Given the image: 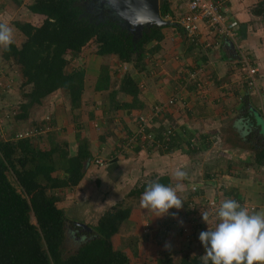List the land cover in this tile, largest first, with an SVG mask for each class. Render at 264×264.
<instances>
[{
  "label": "crops",
  "instance_id": "0c3cea01",
  "mask_svg": "<svg viewBox=\"0 0 264 264\" xmlns=\"http://www.w3.org/2000/svg\"><path fill=\"white\" fill-rule=\"evenodd\" d=\"M219 2L226 15V24L230 21L238 24L233 30V37L222 35L218 40L217 28L211 29L202 19H197V38L204 49L203 53L207 54L206 60L205 57L202 60L207 68L210 67L208 72L211 76L208 72L199 75L202 69L198 63L201 60L195 58L199 49L193 53L187 51V34L173 20L174 23L163 29V52L153 56L155 59L147 57L146 74L138 71L132 74L139 82L140 106L132 110L120 109L116 113L106 110L104 113L102 101L110 96L113 88H118V84H111L103 92L95 91L94 87L92 97L98 96L95 98L96 109L83 116V134L72 131L74 124L68 118L58 117L63 113L60 108L56 110L58 120L52 118L58 126L54 128L56 140L61 145L66 144L63 146L68 147L69 156L76 155L82 136L90 139L93 155L85 165L84 177L76 186L55 190L59 196L58 208L71 220L82 226L83 223L88 224L89 228L96 226L107 212L130 208V217L123 222L112 241L116 249L131 252L132 257L143 261V264L146 261L141 259L143 252L147 253L146 258L150 262L160 258L159 253L168 252L172 247L203 255L204 247L198 239L199 233L215 228L216 211L225 200H236L250 214L264 213V164L255 161L254 144L244 145L241 140L248 132L242 131L243 123L239 118L241 108L247 104L257 108L264 118V34L257 26V18L263 22L261 16L264 13L256 12L264 0ZM168 3L173 14L178 15L187 0H168ZM206 33H212V36ZM96 55H92L95 60L98 59ZM240 55L244 59L249 56V63L259 70L255 78L256 88L251 87L245 81V76L240 75L243 65L238 59ZM182 58L186 62L184 69L180 67ZM206 61L210 64H205ZM97 62L100 63L99 60ZM220 62L224 63L225 68L217 67L223 65ZM118 64L120 68L123 67L124 71L120 72L123 76L130 72L126 71L128 64ZM204 69L206 71V67ZM88 70L93 73L97 70L98 74L106 72L111 76L117 73L111 72L109 66L100 69V65L98 68L94 64H89ZM192 73H196L198 81L191 77ZM217 79L219 85L215 84ZM235 88L238 90L235 91ZM61 94L66 96L61 89L53 92L45 106ZM245 96L248 97L246 104L243 103ZM123 99L129 102L132 97L124 96ZM171 100L178 102L173 105ZM151 107L166 116L163 122L168 121L167 124L158 122L159 114L149 120L152 115L148 112L153 113ZM45 116L50 118L48 114ZM62 119L64 122L61 123ZM175 120L177 122L174 123ZM62 124L69 130L66 138H62L57 130ZM172 126L176 128L175 134L169 131ZM143 133L151 138H144ZM136 134L138 136L135 138ZM169 134L180 143L169 148ZM202 136L206 138L201 139ZM190 138L192 145L188 148L187 141ZM141 141L147 144H141ZM183 141H186V145ZM40 142L43 147L49 146L45 134ZM196 148L199 149L193 151ZM54 159L53 176H68L70 161L57 154ZM97 160H101L102 164H98ZM177 170L184 171L185 176L177 179L174 175ZM154 181L173 188L177 184L182 185V190L177 191L183 201L181 208H171L162 216L145 210L140 203L142 193ZM211 200L217 203V208L209 205ZM74 209L76 214L72 212ZM202 214H205L206 221ZM183 227H189L193 232L191 241H187Z\"/></svg>",
  "mask_w": 264,
  "mask_h": 264
},
{
  "label": "trees",
  "instance_id": "16d2710c",
  "mask_svg": "<svg viewBox=\"0 0 264 264\" xmlns=\"http://www.w3.org/2000/svg\"><path fill=\"white\" fill-rule=\"evenodd\" d=\"M91 3L92 0H32L28 3V11L33 17L43 16L42 24L38 26L32 21H15L14 26L22 36L21 43L18 45L12 42L6 49L3 47L0 50V65L3 68L14 65L22 74L19 85L21 100L18 108L12 110L8 121L4 123V129L9 126H14L15 129L7 138L0 135V264L132 263L129 255L122 249H116L112 241L123 222L130 217V208L107 212L96 226L87 229L71 220L57 206L59 196L55 190L76 186L84 177L85 165L93 157L90 139L82 136L76 155L71 157L68 147L63 146L65 143L61 145L57 142L54 130L50 129L56 124L54 121H50L47 133L43 132L45 127L33 128L32 125L37 122H32L26 129L23 127L32 121L31 116L58 89L63 90L70 99L72 111L79 109L86 88V70L82 67V59L80 62L78 59L83 57V49L89 43L95 44L98 56L115 57L121 63L134 65L138 72L144 74L147 57L163 52L165 26L154 24L144 27L139 35L110 17L108 11L100 18L90 6ZM256 12L264 13V3L256 8ZM160 14L162 18H175L168 0H160ZM182 30L184 31L183 28ZM186 37L188 52L193 53L199 49L195 58L201 60L198 66L202 69V59L205 57L206 60L207 54L203 53L198 36ZM73 60H77L79 66L72 67ZM202 74L200 72L199 75ZM207 74L211 76L210 72ZM111 82L112 76L102 72L97 77L95 91L108 90L113 84ZM215 84L219 85L218 79ZM117 87L111 90L113 95L110 94L102 101L104 113L106 110L108 113H116L120 109L132 110L140 106L139 82L131 72L124 74ZM10 89L8 79L0 75V92ZM124 96H130L132 100L127 102L123 99ZM178 100L173 101V105ZM247 101L248 97L245 96L243 103L246 104ZM260 114L257 108L247 104L241 108L239 118L248 128L242 130L248 133L241 140L244 145L254 144L255 161L264 164V118ZM73 117L74 123L80 118L77 114ZM170 128L169 131L175 134L176 128ZM44 134L48 137V147H43L40 142ZM172 134H169V148L180 143ZM203 138L206 137L202 136L201 139ZM125 139L127 138L123 140ZM190 140L191 138L187 141L188 148L192 145ZM183 142L186 145V141ZM141 144L147 143L141 141ZM197 149L199 148L193 151ZM56 154L70 161L69 175L65 178L53 176ZM32 214L35 222L32 221ZM69 230L82 237L81 243L71 253L64 249ZM135 255L137 256L136 253ZM202 262V255H185L180 260L166 255L156 263L144 264Z\"/></svg>",
  "mask_w": 264,
  "mask_h": 264
},
{
  "label": "rangeland",
  "instance_id": "374dc122",
  "mask_svg": "<svg viewBox=\"0 0 264 264\" xmlns=\"http://www.w3.org/2000/svg\"><path fill=\"white\" fill-rule=\"evenodd\" d=\"M31 1L32 0H0V23L6 24L11 28V30H12V42H16V44H18V45L22 41V36H21V34H19V32L16 30V28L14 26L15 21H32L34 24L39 26L42 24V22L44 20L43 16L33 17V15L28 11L27 6H28V3ZM1 5H3V7ZM185 7L183 9L179 10L180 14L178 13V15H175L174 20L177 21V18L181 15V13L186 12ZM94 11H96V9H94ZM105 13H107L106 10H104L103 14H100V16L103 17ZM261 18L264 19V16H261ZM257 19H259V21H257L258 22V24H257L258 29L260 30V32L262 34H264V32H263L264 31V21L262 22V20H261V22H260V18H257ZM211 29H213V28H211ZM207 34H208V36H210V35L212 36V33H206V35ZM1 48H3V47H0V50H1ZM96 54L97 53H96L95 44L91 42L88 47L86 46L84 48V51L82 53L83 57L78 59L79 62L82 59V62H81L83 65L82 67L86 70V87H87L86 92H85L84 96L82 97L81 106L79 107V109L72 111L70 103L68 102L69 100L67 99L68 96L66 97V96L61 94L57 98L53 99V101L51 103L53 105L48 103V105L45 106V104L47 102V101H45V103L41 106V111H39V108H38L35 113L33 112L34 114H33V116H31L32 121L28 124H24V126H23V127H25V129L27 127H30V125L33 124L32 122H37L36 124L34 123V125H32V126H34L33 128H38L39 126L45 127L46 130L43 132L47 133L49 125H51L48 122H50L52 120V118H56V115H57L56 110L58 108H60V110H63V113H62V115H59L58 117H62V118H66V119L68 118V121H71L72 124H74L72 127V129H73L72 131L82 133V131H83V129H82L83 125L82 124H84V122H85V121L84 122L82 121L83 116L85 114H88V112H90L91 110L95 111V109H96L95 98H97L98 96L92 97L93 96L92 92L94 90L97 77L101 74V73L98 74L99 72L97 70L95 71V73L90 72L88 70L89 64H94V66H97L98 68L100 65V69H102L103 67L106 68L109 66L111 72L116 71L117 73L112 75L113 84H119L120 80L123 76V74L120 73L121 70H123V67H121V68L119 67L118 63L122 64L119 60H117L115 57H110L109 59H107V57L101 58L100 56H98ZM177 54L179 55L181 53H177ZM92 55H94V56L96 55V57L98 59L95 60ZM240 56H241V58H238V59H239V62L241 64H243L245 60L249 62V56L248 55H246L248 57H245V59H244V57H242V55H240ZM153 59H155V57H153ZM98 60L100 61V63L97 62ZM242 60H243V62H242ZM78 61L73 60L72 61L73 63L71 64V66L72 67L79 66ZM180 61H181L180 67H182L183 69L186 68L185 58L184 59L182 58ZM222 61H223V59H222ZM220 63H222V62H220ZM205 64H210V63L208 61H206ZM211 64H213V63H211ZM222 64L223 65L221 67H220V65H218L217 67H219V69L225 68L224 63H222ZM127 66L128 67L126 68V71L127 70L130 71L132 74H133V72L137 71L136 69H134V67H131L132 66L131 64L127 65ZM204 67H206V71L208 72L210 67H208L209 69L207 68V65H204ZM204 67H202V70H201V73H203V74L205 72ZM242 69H243V65L241 66L240 75L245 76L244 79H245V81L248 82V80H249L248 79V73L246 70H244V69L242 70ZM4 72H6V74H8V75H6ZM220 74L223 75V73H220ZM0 75L5 76L11 85V89L9 91L0 92V135L2 134L3 138H5V137L7 138V137H9L11 132L15 129V127L9 126L8 129H4V123H6V121H8L7 119L9 117V115L12 113V110H16L18 108L17 105L19 103V100H21V96L19 93V85L22 82V76H21L22 74H21V71L19 72V70L16 69V67L14 65L8 66L7 68H3L0 65ZM234 78H236V77H234ZM64 97H65V100H64ZM166 104H167V102H166ZM52 107H53V109L51 110V112L47 113L48 110H50ZM152 107H151V109H152ZM152 110H153V113L152 112H148V113L152 116H154V115L157 116L159 114V117H157L158 122L161 123V122L165 121L166 116L164 114L161 115L160 110H158V111H156V109L155 110L152 109ZM72 113H73V115L77 114L80 116L79 120H76L75 123H74L75 118L73 117ZM47 114L50 117L49 119L45 116ZM56 119L58 120V118H56ZM176 120L174 121V123L177 122ZM62 122H64L63 119H62L61 123ZM167 122H163V123L167 124ZM178 123H179V121H178ZM77 124H79V125H77ZM85 125H87V123ZM56 127L58 128L57 124L50 127V129L54 130V128L56 129ZM244 128H246L245 125L242 126V129H244ZM249 128L250 129L252 128L251 125ZM79 129H80V131H79ZM246 129L248 130V128H246ZM57 130L61 133L62 138H66V136L69 134V130L67 129V126H64L63 124L61 125V128H59ZM124 205H125V203H124ZM84 207H82V209H84ZM75 209L72 210V212H74ZM82 209H81V211H82ZM72 215H73V213H72ZM32 221L35 222V217L33 216V214H32ZM83 226L87 228L88 224L86 225L85 223H83ZM68 234H69L68 240L64 244V247H65L64 249H66L67 253H71V252L75 251L78 244L81 243L82 237L77 236L76 232H73L72 230H69ZM117 243H120V242L118 241ZM190 252L191 251H188V253H186V251H184V250L176 249V248L172 247L170 249V251H168V252L159 253V257L163 258L166 255H170L174 258V260H180L181 257H183L185 255H194V254H191ZM127 255H129V257L131 259V262H132L131 264H143V261H139L138 259L133 258L131 252H128ZM146 255H147L146 252H143L141 254V259L146 260V261H144V263L148 262ZM160 258H158V259H160ZM158 259L154 258L152 260H149L150 262H148V263H151V262L156 263Z\"/></svg>",
  "mask_w": 264,
  "mask_h": 264
},
{
  "label": "clouds",
  "instance_id": "9594fccd",
  "mask_svg": "<svg viewBox=\"0 0 264 264\" xmlns=\"http://www.w3.org/2000/svg\"><path fill=\"white\" fill-rule=\"evenodd\" d=\"M178 18L176 23L183 28ZM164 20L172 22L174 18L167 16ZM11 43V28L0 23V47L6 49ZM174 175L181 179L185 172L177 170ZM178 190H182V185L173 188L154 181L142 193L141 206L158 213L157 216L167 214L171 208L179 209L183 201ZM202 217L206 221L205 214ZM216 218L214 229L199 233L205 250L202 264H264V213L250 214L236 200L229 199L221 203Z\"/></svg>",
  "mask_w": 264,
  "mask_h": 264
},
{
  "label": "built area",
  "instance_id": "2783aa9c",
  "mask_svg": "<svg viewBox=\"0 0 264 264\" xmlns=\"http://www.w3.org/2000/svg\"><path fill=\"white\" fill-rule=\"evenodd\" d=\"M186 6L187 11L183 12L179 16L178 22L183 27L188 37L195 38V36H198L199 26L197 25V19H202L204 24L209 28H217L218 40L222 38V35H228L230 37L235 35L233 30L236 27L237 22L230 21V23L226 24V15L224 14L223 6L220 2L211 0H187ZM243 69L248 73V84L251 87L256 88L257 84L255 78L259 71L257 67L252 66L245 60L243 63ZM191 77H194L195 79L196 73H192ZM171 102L173 103V100H171L170 103ZM153 117L154 116H152L149 120ZM141 132H143V129H141ZM134 137L136 138V136ZM143 137L148 139L151 138L150 135L145 133H143ZM96 162L98 164H102L101 160H97ZM208 203L212 208H217V203L214 200H211ZM183 231L187 237V241H191L193 232H191L189 227H183Z\"/></svg>",
  "mask_w": 264,
  "mask_h": 264
},
{
  "label": "water",
  "instance_id": "95a60500",
  "mask_svg": "<svg viewBox=\"0 0 264 264\" xmlns=\"http://www.w3.org/2000/svg\"><path fill=\"white\" fill-rule=\"evenodd\" d=\"M92 5L101 12L108 11L110 17L139 35L144 27L154 24L166 27L172 23L162 18L160 0H94Z\"/></svg>",
  "mask_w": 264,
  "mask_h": 264
},
{
  "label": "flooded vegetation",
  "instance_id": "af4514ba",
  "mask_svg": "<svg viewBox=\"0 0 264 264\" xmlns=\"http://www.w3.org/2000/svg\"><path fill=\"white\" fill-rule=\"evenodd\" d=\"M94 0H92V2H93ZM91 6V5H90ZM92 8H94V9H96V12L98 13V15H100V14H103V12H100V10L98 9V8H96L94 5H92L91 6ZM102 16H100V18H101ZM104 17V16H103ZM102 17V18H103Z\"/></svg>",
  "mask_w": 264,
  "mask_h": 264
}]
</instances>
